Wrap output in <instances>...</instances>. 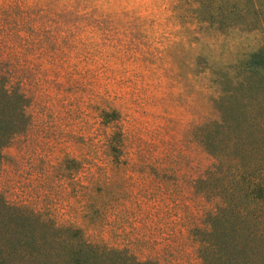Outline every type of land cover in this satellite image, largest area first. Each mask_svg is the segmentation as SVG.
Segmentation results:
<instances>
[{"label": "rangeland", "instance_id": "obj_1", "mask_svg": "<svg viewBox=\"0 0 264 264\" xmlns=\"http://www.w3.org/2000/svg\"><path fill=\"white\" fill-rule=\"evenodd\" d=\"M203 1L0 0V88L28 118L0 145V264H201L217 200L191 131L264 72L263 32Z\"/></svg>", "mask_w": 264, "mask_h": 264}, {"label": "trees", "instance_id": "obj_2", "mask_svg": "<svg viewBox=\"0 0 264 264\" xmlns=\"http://www.w3.org/2000/svg\"><path fill=\"white\" fill-rule=\"evenodd\" d=\"M203 4V16L221 20L219 28L258 29L264 34V0ZM243 76L241 92L223 90L214 100L219 116L191 131L212 157L193 189L217 200L214 209L205 213L202 226L191 230L201 264H264V85H259L264 84V72ZM0 90L1 145L22 131L28 118L23 110L16 112L23 94ZM72 261L78 263L76 258Z\"/></svg>", "mask_w": 264, "mask_h": 264}]
</instances>
